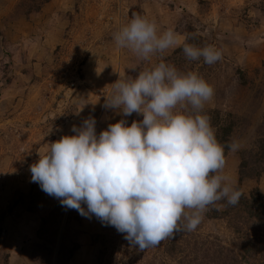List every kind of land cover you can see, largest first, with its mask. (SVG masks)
I'll return each instance as SVG.
<instances>
[{"label": "rangeland", "instance_id": "1", "mask_svg": "<svg viewBox=\"0 0 264 264\" xmlns=\"http://www.w3.org/2000/svg\"><path fill=\"white\" fill-rule=\"evenodd\" d=\"M134 15L172 29L178 44L147 61L119 48L113 34ZM185 43L222 57L189 60ZM160 62L213 87L201 112L219 143L238 144L223 172L242 195L209 205L194 231L139 250L42 191L30 166L84 119L94 117L99 134L124 118L103 107L112 83ZM177 110L195 114L187 104ZM262 140L264 0H0V264H264Z\"/></svg>", "mask_w": 264, "mask_h": 264}, {"label": "clouds", "instance_id": "2", "mask_svg": "<svg viewBox=\"0 0 264 264\" xmlns=\"http://www.w3.org/2000/svg\"><path fill=\"white\" fill-rule=\"evenodd\" d=\"M113 39L146 61L178 44L172 29L160 32L155 21L140 15ZM182 51L185 58H203L208 65L222 57L211 45L185 43ZM213 94L197 73H181L165 62L134 79L119 73L103 107L124 118L99 134L94 117L73 125V134L50 143L46 154L39 153L30 166L31 180L62 206L114 226L139 250L157 246L176 232L194 231L209 205L221 200L235 205L242 195L223 172L225 145L201 112ZM185 104L194 115L177 110ZM134 112L143 119L129 125L126 118ZM227 147L235 151L238 144Z\"/></svg>", "mask_w": 264, "mask_h": 264}, {"label": "trees", "instance_id": "3", "mask_svg": "<svg viewBox=\"0 0 264 264\" xmlns=\"http://www.w3.org/2000/svg\"><path fill=\"white\" fill-rule=\"evenodd\" d=\"M262 142L264 143V140H262ZM222 145H223V142H222ZM228 150L229 149L227 145H225V155L227 154ZM253 197H254V194H253ZM257 197L264 200V194H261L259 191L257 192ZM263 205H264V202H262V204H259L260 207H262Z\"/></svg>", "mask_w": 264, "mask_h": 264}]
</instances>
